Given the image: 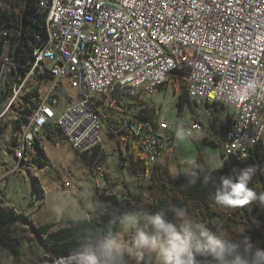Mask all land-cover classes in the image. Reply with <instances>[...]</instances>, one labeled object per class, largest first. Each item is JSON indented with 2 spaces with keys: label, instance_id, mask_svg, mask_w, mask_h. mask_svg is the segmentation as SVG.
<instances>
[{
  "label": "built area",
  "instance_id": "obj_1",
  "mask_svg": "<svg viewBox=\"0 0 264 264\" xmlns=\"http://www.w3.org/2000/svg\"><path fill=\"white\" fill-rule=\"evenodd\" d=\"M6 3L10 16L18 0ZM43 8H50L48 19H40ZM22 10L23 19L0 20V45L18 27L11 63L0 55V117L10 111L8 97L23 85L37 52H46L47 61L36 108L22 126L19 166L31 162L37 140L59 129L80 154L109 134L122 143L128 165L141 158L155 167L173 153L178 122L162 112L150 116L145 97L172 78L185 81L190 99L208 115V104L232 108L221 141L226 159L244 160L263 140L264 0H56L52 6L38 0L35 20L47 23V33L38 32L26 63L19 60L27 28ZM61 99L68 105L56 120ZM203 127L194 121L190 132Z\"/></svg>",
  "mask_w": 264,
  "mask_h": 264
},
{
  "label": "rangeland",
  "instance_id": "obj_2",
  "mask_svg": "<svg viewBox=\"0 0 264 264\" xmlns=\"http://www.w3.org/2000/svg\"><path fill=\"white\" fill-rule=\"evenodd\" d=\"M3 9L5 11V8ZM175 82L172 78L163 88L156 90L153 95L146 94L145 97L153 107H159L160 112L169 121L177 120L180 111L177 104L181 95V85ZM36 86H38V81L30 78L22 87L19 97L8 98V110L10 111L0 117V204L15 209L27 219L26 224L17 227L24 242L23 258L17 261L10 255H3L0 257V264H35L38 252L42 254V259L38 260L37 264H74L72 258L55 259L45 237L38 231L39 228L54 225L52 231L55 232L68 227L76 215H86L88 219L93 217L96 208L83 207L86 200L83 194L86 189L94 191V199L97 202L98 192L118 195L126 209L125 212L141 208L149 211L154 200L149 189L154 167L141 158L137 160L138 165H135V162L128 165L120 147L122 143L109 134L103 135L101 145L104 159L98 165L91 166L84 160L83 155L76 152L62 136L56 141L49 140L45 136L43 147L48 158L47 165L41 167L33 163H23L19 166L10 154L18 120L19 111L16 106L22 97ZM48 87L42 89L43 93L47 92ZM64 89L70 97L79 98L76 89L68 85ZM67 105L66 100H60L56 107V120L64 113ZM210 112L211 114L208 115L206 107L198 106L203 130L194 131L192 137L184 140L177 139L173 154L163 159L169 157V162L165 166L169 168L175 181L186 179L184 169L190 159H194L199 165L197 171L200 168L206 169L212 159L222 162L220 146H213L204 141L205 137L213 141L223 140L226 130L233 121V110L231 107L217 105ZM194 121L190 106L187 104L182 110L183 128L191 131ZM92 153L88 154V158ZM14 157L19 156L16 153ZM163 160L159 164H162ZM101 166L102 171L99 170ZM145 166L148 168L147 175L143 171ZM134 169L141 170H138L140 172L136 175ZM56 193L70 197L66 202L64 215L59 221L50 211L53 202L61 203L58 197L55 201L53 200ZM77 204L80 206L77 207ZM226 224H228L227 220L216 219L209 227L215 232L217 228L221 229ZM38 244L41 247H38Z\"/></svg>",
  "mask_w": 264,
  "mask_h": 264
},
{
  "label": "trees",
  "instance_id": "obj_3",
  "mask_svg": "<svg viewBox=\"0 0 264 264\" xmlns=\"http://www.w3.org/2000/svg\"><path fill=\"white\" fill-rule=\"evenodd\" d=\"M37 5L38 0H18V6H13L12 8V15L7 16L6 11L9 10V3H6V0H0V20H5L10 17L23 19L22 9H24L25 26H27V28L24 31L19 45V60L22 63H26L30 60L33 45H38V32H40L43 37L45 33H47L44 25L45 23H41V20H35L34 13L37 10ZM3 8H5V11ZM2 12L4 13L3 15ZM40 19H45V15L40 13ZM13 41H18V27H11V39H9V35H2L3 44L0 45V55H2L3 62H6L8 59L12 60V51L10 50L13 48ZM34 60L31 62L32 64L30 63V69L33 67ZM38 79L39 84L44 80V77L40 76ZM175 81V83L181 85V95L177 104L180 110L177 118V133L178 128L181 126L183 127L182 110L185 105L188 104L190 106L195 121L201 122V119L198 113V105L195 101L190 99L185 81L182 78H176ZM163 87L164 85L161 86L160 89ZM10 97L13 98L12 93H10L8 98ZM39 97L40 87L36 86L24 95L16 106L19 112L12 141L14 156L20 149L18 145L20 138H18V136L21 133L22 126L28 121V118L33 114V110L36 108L37 101L34 102V98L37 100ZM217 105L224 107L219 104H208L207 108L209 111H213ZM148 111L149 115L153 116L160 112L161 109L159 107H150ZM58 136L63 137L59 129L47 131L46 137H48L49 140L56 141ZM210 141L213 140H210L209 137L205 138L207 144L220 146L221 148V143L218 145ZM37 143L38 140L34 143V150H37V152L32 160L34 164L45 167L48 161L45 159L44 150L39 148ZM92 151L93 153L90 158H88L87 153L82 154L84 160L89 162L91 166L95 164L98 165L104 159V154H101V145L93 148ZM222 160L224 168L213 173L217 178V182H219V177L232 174L233 169H243L249 165L255 164L259 166V171L255 179L260 182V190L264 191V140L259 142L250 153L244 154V160H238L235 157L226 159L223 152ZM134 164L138 165V162L135 161ZM143 168L144 174L146 173L145 175H147L148 168H146V166ZM138 170L141 169H134V174H139L140 171ZM151 180L152 183L149 189L154 200L149 207L150 212L155 213L161 208L167 207L169 204H174L178 207L186 208L191 216L201 222L211 224L216 219H225L228 221V224L221 229L228 235V238L232 242L243 244V241L247 238L250 239L252 244L256 247L264 249V211H261L255 205H246L241 209L222 210L216 206L211 199V195L214 193V187L211 184L205 186L202 181H199L194 187L187 186V179L175 181L172 178L169 168L162 164H158L154 167ZM98 202H101V208H107L108 215H101L96 209L93 217L79 222L73 221L68 227L59 229L58 231H52L54 225H46L39 228L38 231L45 237L49 250L55 259L71 258L73 250L79 247L81 240L90 229L92 231L103 232L107 235L109 232V215L113 212L119 213L121 211H126L122 201L116 194L98 192ZM168 218L173 219L171 213H169ZM26 222L27 219L23 214H19L15 209L0 204V257L3 255H10L17 261L23 258L24 242L17 227L26 224ZM117 230L118 229H113L112 231L115 232ZM38 247H41V245L38 244ZM37 255L38 259L35 264L38 263V260L42 259V254L40 252H38Z\"/></svg>",
  "mask_w": 264,
  "mask_h": 264
},
{
  "label": "clouds",
  "instance_id": "obj_4",
  "mask_svg": "<svg viewBox=\"0 0 264 264\" xmlns=\"http://www.w3.org/2000/svg\"><path fill=\"white\" fill-rule=\"evenodd\" d=\"M177 139L184 140L192 133L182 126L177 130ZM199 168L194 159L187 161L184 175L187 186H196L199 181L214 187L211 199L222 210L241 209L255 205L264 211V191L260 190L257 177L259 166L249 165L233 169V173L219 177L213 173L224 168L223 162L212 159L209 166ZM251 185V186H250ZM84 208H96L101 215H108L106 207L94 199L95 193L86 189ZM50 211L59 221L65 212L69 196L56 193ZM80 205L77 204V207ZM171 213L173 219H169ZM88 217L76 215L75 222ZM109 232L88 230L71 258L74 264H264V249L245 239L243 244L234 243L220 228L213 232L209 223L191 216L184 207L169 204L153 213L147 209L132 212L111 213ZM118 229L117 231H112Z\"/></svg>",
  "mask_w": 264,
  "mask_h": 264
},
{
  "label": "bare ground",
  "instance_id": "obj_5",
  "mask_svg": "<svg viewBox=\"0 0 264 264\" xmlns=\"http://www.w3.org/2000/svg\"><path fill=\"white\" fill-rule=\"evenodd\" d=\"M56 2V0H45V6H52L54 5ZM40 13L45 15V19H48L50 17V8H43ZM47 30V23L44 24ZM4 61V60H3ZM12 60H7L4 63H11ZM47 61V53L46 52H37V59L34 60L33 62V67L30 69L29 73H28V77H26V79H23V85H19V88H17V90H15L12 93V97L17 98L19 97V94L22 91V87L24 86V84H26V82L32 78L36 81H38V77L42 76V63H46ZM32 64V63H31ZM31 67V65H30ZM38 79V80H37ZM34 84V83H33ZM37 84V83H36ZM31 86V85H30ZM31 90V89H30ZM27 91V90H26ZM25 91V92H26ZM20 141H21V137ZM17 155H20V149L17 151Z\"/></svg>",
  "mask_w": 264,
  "mask_h": 264
},
{
  "label": "crops",
  "instance_id": "obj_6",
  "mask_svg": "<svg viewBox=\"0 0 264 264\" xmlns=\"http://www.w3.org/2000/svg\"><path fill=\"white\" fill-rule=\"evenodd\" d=\"M44 85V80H42L41 81V83H39L38 84V87H40V91H41V88H42V86ZM41 93V92H40ZM21 134V133H20ZM19 134V136L21 137V135ZM19 136H18V138H19ZM60 136H58L56 139H58ZM206 138V137H205ZM43 142H44V140L43 139H40V140H38V147L39 148H42L43 150H44V152H45V148L43 147ZM205 142V141H204ZM210 142H215L216 144H218V145H220V143H221V141H210ZM35 146V145H34ZM13 148L14 147H10V154H11V156L13 157V158H15L14 157V154H13ZM36 149H37V145H36ZM37 152V150H35V153ZM93 152V151H92ZM101 154H103V147H102V145H101ZM173 154V153H172ZM45 159H46V161L48 160V158H47V155H46V152H45ZM33 159V158H32ZM15 160V159H14ZM169 160V157L167 158V159H165V160H163L162 161V165H164L165 166V164H168V161ZM222 162H223V160H222ZM29 163H33V160H31V162H25L24 164H29ZM34 164V163H33Z\"/></svg>",
  "mask_w": 264,
  "mask_h": 264
}]
</instances>
